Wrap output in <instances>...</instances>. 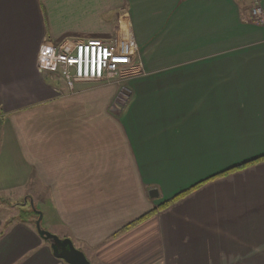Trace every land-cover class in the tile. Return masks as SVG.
Returning <instances> with one entry per match:
<instances>
[{
  "label": "crops",
  "instance_id": "obj_1",
  "mask_svg": "<svg viewBox=\"0 0 264 264\" xmlns=\"http://www.w3.org/2000/svg\"><path fill=\"white\" fill-rule=\"evenodd\" d=\"M63 39L132 42V71L68 90L37 68ZM263 155L264 0H0V201L91 264H264V159L113 234ZM0 264L66 263L0 221Z\"/></svg>",
  "mask_w": 264,
  "mask_h": 264
},
{
  "label": "built area",
  "instance_id": "obj_2",
  "mask_svg": "<svg viewBox=\"0 0 264 264\" xmlns=\"http://www.w3.org/2000/svg\"><path fill=\"white\" fill-rule=\"evenodd\" d=\"M258 11L259 7L255 6L252 14L257 15ZM133 47L132 42L126 45L100 39L45 42L39 50L37 68L54 74L71 90L77 81L125 77L132 71L130 52Z\"/></svg>",
  "mask_w": 264,
  "mask_h": 264
},
{
  "label": "water",
  "instance_id": "obj_3",
  "mask_svg": "<svg viewBox=\"0 0 264 264\" xmlns=\"http://www.w3.org/2000/svg\"><path fill=\"white\" fill-rule=\"evenodd\" d=\"M149 193L153 196L156 194V190L151 189ZM25 201L26 198H23L22 203L24 204ZM29 202L31 204V201ZM31 206L36 211L37 216L30 218V220L34 222L35 230L39 237L49 244L54 257L61 259L66 264H91L84 252L75 247L70 238L58 236L44 228L41 222V212L35 209L32 204Z\"/></svg>",
  "mask_w": 264,
  "mask_h": 264
},
{
  "label": "rangeland",
  "instance_id": "obj_4",
  "mask_svg": "<svg viewBox=\"0 0 264 264\" xmlns=\"http://www.w3.org/2000/svg\"><path fill=\"white\" fill-rule=\"evenodd\" d=\"M63 40H68V39H63ZM62 41V40H61ZM123 78H118V77H114L111 78L109 80H107V82H113L115 84H120L122 82ZM106 80H104L105 82ZM55 82H58L57 80H55ZM115 111V107L113 108ZM28 197V196H27ZM1 200V199H0ZM23 199L17 204V205H11L9 202H3L0 201V221H1V225H8L9 223L12 224H17V223H29L32 224L33 227L34 226V222L31 220H28L29 217H32L33 215V208L30 205V198H26L25 203H22ZM5 203V204H2ZM12 202H14L12 200ZM21 204V205H20Z\"/></svg>",
  "mask_w": 264,
  "mask_h": 264
},
{
  "label": "trees",
  "instance_id": "obj_5",
  "mask_svg": "<svg viewBox=\"0 0 264 264\" xmlns=\"http://www.w3.org/2000/svg\"><path fill=\"white\" fill-rule=\"evenodd\" d=\"M261 159H264V155L261 156V157H259V158H256V159L249 160V161H247V162H245V163H243V164H240V165H238V166L231 167V168L225 170L224 172H221L220 174H217V175H214V176H212V177H209V178H207V179H205V180H203V181H201V182L195 184L194 186H192V187H190V188H188V189H186V190H183V191H181V192L175 194L173 197H171L170 199H168V200L164 201L163 203L159 204L157 207H155V208L153 207V208H151V209H149V210H147V211L141 213L140 215H138L137 217L133 218V219L130 220L129 222L125 223V224L122 225L117 231H115L113 234H117V233H119V232H122V231L128 229L129 227H131V226H133V225H135V224H137V223L143 221L144 219L150 217V216L156 211V209H162V208L166 207L167 205H169L170 203H172V202H174V201L180 199L181 197H183V196H185L187 193H189L192 189H194L195 187H197L198 185H200L202 182H204V181H206V180H210V179H212V178H214V177H217V176H221V175L226 174V173H228V172H230V171H234V170H237V169H239V168L245 167V166L250 165V164H252V163H255V162H257V161H259V160H261ZM0 199L2 200V198H0ZM4 200H5L6 202H8V200H6V199H4ZM9 203H10L11 205H17L19 202H14V203L9 202ZM20 205H21V204H20ZM32 212H33V215H32V217H29V220H30V218H33V217H36V216H37V213H36L35 210H32ZM31 221H32V220H31Z\"/></svg>",
  "mask_w": 264,
  "mask_h": 264
}]
</instances>
